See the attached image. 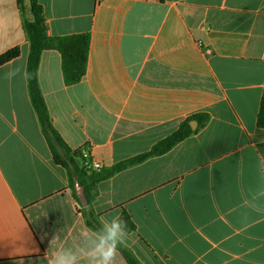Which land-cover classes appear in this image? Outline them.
Returning <instances> with one entry per match:
<instances>
[{"label": "crops", "instance_id": "1", "mask_svg": "<svg viewBox=\"0 0 264 264\" xmlns=\"http://www.w3.org/2000/svg\"><path fill=\"white\" fill-rule=\"evenodd\" d=\"M48 36L90 33L84 77L65 86L42 53L38 83L71 149L108 167L147 152L186 118L202 129L97 185L101 223L128 213L141 264H264V0H38ZM16 0H0V264H47L83 247L65 170L40 131L26 86L29 51ZM79 264H88L81 256ZM114 264H126L119 254Z\"/></svg>", "mask_w": 264, "mask_h": 264}, {"label": "trees", "instance_id": "2", "mask_svg": "<svg viewBox=\"0 0 264 264\" xmlns=\"http://www.w3.org/2000/svg\"><path fill=\"white\" fill-rule=\"evenodd\" d=\"M16 2L22 14L26 9V4L30 12V19L23 17V32L29 45L25 74L30 104L52 155L53 162L61 166L66 172L68 187L79 206V213L85 225L92 231H98L101 229L102 223L92 207V202L97 194V185L124 169L140 164L149 158L167 153L178 143L206 126L209 121V115L198 113L186 118L175 131L157 141L145 153L122 160L108 167L93 168L89 149L86 147L71 149L53 126L38 83L40 59L42 53L46 50L58 52L63 84L72 86L79 83L87 69L90 33L84 32L56 37L48 36L43 7L38 0H16ZM19 54L20 50L17 46L1 53L0 67L17 58ZM191 121L196 122L195 129L191 128ZM256 125L258 128L264 129V92H262L260 97ZM256 149L262 160H264V142L258 143ZM76 181L84 188L87 199L86 206H81L74 194V182ZM119 218L126 224L127 233L135 230L133 221L128 213L123 211ZM118 252L126 264H141L125 245H121Z\"/></svg>", "mask_w": 264, "mask_h": 264}, {"label": "clouds", "instance_id": "3", "mask_svg": "<svg viewBox=\"0 0 264 264\" xmlns=\"http://www.w3.org/2000/svg\"><path fill=\"white\" fill-rule=\"evenodd\" d=\"M126 236V224L120 218L103 221L100 230L91 232L84 239L83 247L57 250L47 264H79L81 256L87 258L88 264H114Z\"/></svg>", "mask_w": 264, "mask_h": 264}, {"label": "water", "instance_id": "4", "mask_svg": "<svg viewBox=\"0 0 264 264\" xmlns=\"http://www.w3.org/2000/svg\"><path fill=\"white\" fill-rule=\"evenodd\" d=\"M190 126L192 129L196 128V122L191 121ZM74 194L79 201L81 206H86L87 205V199L84 193V188L76 181L74 182Z\"/></svg>", "mask_w": 264, "mask_h": 264}, {"label": "built area", "instance_id": "5", "mask_svg": "<svg viewBox=\"0 0 264 264\" xmlns=\"http://www.w3.org/2000/svg\"><path fill=\"white\" fill-rule=\"evenodd\" d=\"M92 166H93V168H95V169L100 168V164L97 163V162H93V163H92Z\"/></svg>", "mask_w": 264, "mask_h": 264}]
</instances>
